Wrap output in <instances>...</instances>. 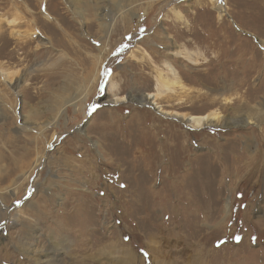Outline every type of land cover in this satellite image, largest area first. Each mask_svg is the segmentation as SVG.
Segmentation results:
<instances>
[{
  "label": "rangeland",
  "instance_id": "rangeland-1",
  "mask_svg": "<svg viewBox=\"0 0 264 264\" xmlns=\"http://www.w3.org/2000/svg\"><path fill=\"white\" fill-rule=\"evenodd\" d=\"M217 1L0 0V264H264V0Z\"/></svg>",
  "mask_w": 264,
  "mask_h": 264
},
{
  "label": "bare ground",
  "instance_id": "bare-ground-1",
  "mask_svg": "<svg viewBox=\"0 0 264 264\" xmlns=\"http://www.w3.org/2000/svg\"><path fill=\"white\" fill-rule=\"evenodd\" d=\"M219 4V6H220V8H221V11H223L222 10V8H225V2H224V0H218L217 1ZM116 6H118V5H116ZM178 17L179 18H182V16L179 14L178 15ZM108 25V24H107ZM106 25V26H107ZM108 28V27H107ZM172 68V67H171ZM172 73L174 74V76H176V71L174 70V69H172ZM177 83H180V81L178 80L177 81ZM155 94H153V93H149V94H145L141 99H140V104H142V105H149V106H153V107H155V109H159V112H161V114H165L166 116H169V115H171L170 114V112H165V111H163L162 109H161V106L159 105V104H157L156 103V100H155ZM125 102L126 101V99H125V97H122V98H117V97H115V98H113L112 99V104H117V103H119V102ZM67 105H68V103L67 104H65L64 106H63V108L62 109H60L59 110V114L61 115V114H63L64 113V111H65V109H66V107H67ZM59 114L57 115V117H59ZM174 117H176L177 119L179 118H181L182 116L180 115V113H175V115H174ZM221 118H222V116L221 115H210V114H208V115H204V116H189V117H187V118H183V120L186 122V123H188V125H189V127H191V128H193V129H195V128H201V127H208V126H220V124H219V122H220V120H221ZM178 119V120H179ZM241 122V123H240ZM242 122H243V124H252V123H257L258 121H257V119L256 118H246L245 119V121H237L236 122V124H242ZM245 122V123H244ZM187 125V124H186ZM257 125H259V123H257ZM31 130V129H30ZM230 206H229V203L227 204V208H229ZM94 241V240H93ZM99 241V240H98ZM95 242V241H94ZM116 244V243H115ZM113 246V245H112ZM104 249V248H103ZM122 249H124V251H125V253H124V257H125V261H126V263L127 264H136L135 263V261H137L136 259H139V257L138 256H136V255H134V254H132L131 252H129L128 250H126V248L124 247V248H122ZM100 250V249H99ZM98 250V251H99ZM106 250V249H105ZM101 251H103V250H101ZM100 251V252H101ZM151 252H153L152 250H150ZM107 252H108V254H111V251H108L107 250ZM102 253V252H101ZM100 253V254H101ZM107 254V255H108ZM102 257V256H101ZM199 258V257H198ZM198 258H196L195 259V264H202L201 262H200V260L198 259ZM81 259V258H80ZM101 260V259H100ZM156 257H154L153 258V260H152V262L153 263H156ZM143 261V260H142ZM144 262V261H143ZM189 262H190V260H189ZM204 262V261H203ZM125 264V263H124ZM166 264H168V263H166ZM189 264H192L191 262L189 263Z\"/></svg>",
  "mask_w": 264,
  "mask_h": 264
}]
</instances>
